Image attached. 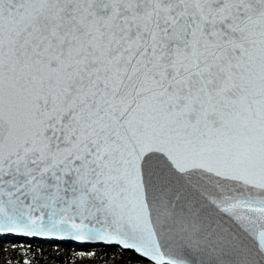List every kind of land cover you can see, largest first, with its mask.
I'll list each match as a JSON object with an SVG mask.
<instances>
[{
    "label": "snow or ice",
    "instance_id": "snow-or-ice-1",
    "mask_svg": "<svg viewBox=\"0 0 264 264\" xmlns=\"http://www.w3.org/2000/svg\"><path fill=\"white\" fill-rule=\"evenodd\" d=\"M7 238L264 264V0H0Z\"/></svg>",
    "mask_w": 264,
    "mask_h": 264
},
{
    "label": "trees",
    "instance_id": "trees-1",
    "mask_svg": "<svg viewBox=\"0 0 264 264\" xmlns=\"http://www.w3.org/2000/svg\"><path fill=\"white\" fill-rule=\"evenodd\" d=\"M16 244V250H13ZM30 249L34 257L33 264H65L72 260L78 252H94V258L90 260H77L76 264H129L138 258L129 251L112 247L87 248L82 246H70L63 242L28 240L17 241L11 238L0 241V264H16L21 260L20 246Z\"/></svg>",
    "mask_w": 264,
    "mask_h": 264
},
{
    "label": "water",
    "instance_id": "water-1",
    "mask_svg": "<svg viewBox=\"0 0 264 264\" xmlns=\"http://www.w3.org/2000/svg\"><path fill=\"white\" fill-rule=\"evenodd\" d=\"M34 240H43V239H34ZM43 241H54V242H61V241H58V240H43ZM63 243H66V244H69L70 246H80L78 243L76 242H63ZM100 247H108V246H104L103 244H100L99 246H96V247H87V248H100ZM112 248H117V249H121L120 247L118 246H111Z\"/></svg>",
    "mask_w": 264,
    "mask_h": 264
}]
</instances>
